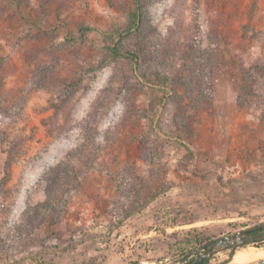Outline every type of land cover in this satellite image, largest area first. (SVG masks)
Returning a JSON list of instances; mask_svg holds the SVG:
<instances>
[{
	"label": "rangeland",
	"instance_id": "1",
	"mask_svg": "<svg viewBox=\"0 0 264 264\" xmlns=\"http://www.w3.org/2000/svg\"><path fill=\"white\" fill-rule=\"evenodd\" d=\"M141 2L124 34L134 0H0V264H164L264 220V0Z\"/></svg>",
	"mask_w": 264,
	"mask_h": 264
},
{
	"label": "water",
	"instance_id": "2",
	"mask_svg": "<svg viewBox=\"0 0 264 264\" xmlns=\"http://www.w3.org/2000/svg\"><path fill=\"white\" fill-rule=\"evenodd\" d=\"M263 241L264 220L237 230L215 236L207 240L203 244L188 250L178 258L169 260L164 264H171L179 260H183L179 264H205L207 259L219 252L233 250V252L231 253L232 257L236 249L242 246ZM257 264H264V256L258 261Z\"/></svg>",
	"mask_w": 264,
	"mask_h": 264
},
{
	"label": "trees",
	"instance_id": "3",
	"mask_svg": "<svg viewBox=\"0 0 264 264\" xmlns=\"http://www.w3.org/2000/svg\"><path fill=\"white\" fill-rule=\"evenodd\" d=\"M142 6H143V3L141 2V0H134V9H133V11L131 12V18H130V22H129V24H128V26L123 30V33L124 34H129L131 31H132V29H133V27L134 26H136L137 25V23H138V21L141 19V16H142ZM113 33H117V35H121V36H119V39H118V42L116 43V44H119L120 43V39H121V37L123 36L122 34H121V32H119V30L118 29H114V30H112V31H109V33H107V35H108V39H110L111 41L114 39L113 38ZM108 50L110 51V52H113V50H116V49H113V48H111V47H108ZM228 186V183H226V182H222L219 178H218V180H217V182H216V184H215V187H214V191H217V192H219V193H224L223 192V189L224 188H226ZM227 191V190H226ZM227 193V192H226ZM190 232H188V234H189ZM213 238V237H212ZM209 239H211V238H206L205 240H203V241H201V242H199L197 245H201V244H203L204 242H206L207 240H209ZM255 244H258V243H255ZM254 245V244H253ZM233 252V250H231L230 252H229V254L231 255V253ZM184 253V252H183Z\"/></svg>",
	"mask_w": 264,
	"mask_h": 264
},
{
	"label": "bare ground",
	"instance_id": "4",
	"mask_svg": "<svg viewBox=\"0 0 264 264\" xmlns=\"http://www.w3.org/2000/svg\"><path fill=\"white\" fill-rule=\"evenodd\" d=\"M250 245V246H249ZM246 246L249 247H240L236 249L232 255V262L235 264H247L249 262H253L256 260H260L264 256V246H252L253 244H249ZM257 261V262H258Z\"/></svg>",
	"mask_w": 264,
	"mask_h": 264
},
{
	"label": "flooded vegetation",
	"instance_id": "5",
	"mask_svg": "<svg viewBox=\"0 0 264 264\" xmlns=\"http://www.w3.org/2000/svg\"><path fill=\"white\" fill-rule=\"evenodd\" d=\"M245 247V246H244ZM228 252H230L231 250H227ZM192 257H194V256H192ZM192 257H190V258H192ZM190 258H188V259H190ZM213 259V256H211L209 259H207V261L205 262V264H215V263H213V262H211V260ZM183 260H179V261H176V262H174V263H171V264H179L180 262H182ZM258 260H256V261H254V262H256V264L258 263L257 262ZM229 262H230V260H229ZM219 263V262H218ZM201 264V263H200Z\"/></svg>",
	"mask_w": 264,
	"mask_h": 264
},
{
	"label": "crops",
	"instance_id": "6",
	"mask_svg": "<svg viewBox=\"0 0 264 264\" xmlns=\"http://www.w3.org/2000/svg\"><path fill=\"white\" fill-rule=\"evenodd\" d=\"M227 251V250H226ZM223 252V251H222ZM220 253V252H219ZM214 255H216V254H214ZM213 255V256H214ZM229 259V258H228ZM229 260H230V262H229ZM225 264H235V263H233L232 262V258H231V255H230V259H229ZM254 262V261H253ZM250 263V262H249Z\"/></svg>",
	"mask_w": 264,
	"mask_h": 264
}]
</instances>
